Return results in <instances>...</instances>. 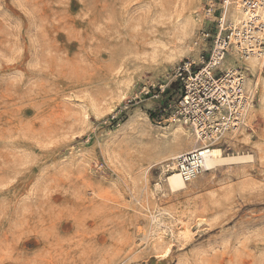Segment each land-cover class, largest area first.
<instances>
[{"label": "rangeland", "instance_id": "374dc122", "mask_svg": "<svg viewBox=\"0 0 264 264\" xmlns=\"http://www.w3.org/2000/svg\"><path fill=\"white\" fill-rule=\"evenodd\" d=\"M200 8L0 0V264H264V67L252 74L227 54L220 68L257 84L251 117L223 140L236 160L179 192L163 158L192 144H176L177 125L140 95L198 60ZM174 218L190 234L174 225L164 253L153 234Z\"/></svg>", "mask_w": 264, "mask_h": 264}, {"label": "built area", "instance_id": "2783aa9c", "mask_svg": "<svg viewBox=\"0 0 264 264\" xmlns=\"http://www.w3.org/2000/svg\"><path fill=\"white\" fill-rule=\"evenodd\" d=\"M199 29L193 47L201 51L198 60L185 58L173 69L170 81L144 86L140 95L160 102L158 114L168 121H180L191 129L200 144L174 159L175 171L188 183L201 175L213 147L227 134L237 132L254 104L247 89L245 69L222 70L227 54L239 60L264 55V0H200ZM238 7L243 19L235 21ZM241 15V16H242ZM178 82V94L168 93Z\"/></svg>", "mask_w": 264, "mask_h": 264}, {"label": "bare ground", "instance_id": "6f19581e", "mask_svg": "<svg viewBox=\"0 0 264 264\" xmlns=\"http://www.w3.org/2000/svg\"><path fill=\"white\" fill-rule=\"evenodd\" d=\"M233 12H234L233 18H234V20L236 22L241 20V19H243V15L241 14V12H239L238 7L234 8ZM176 31H177V33L175 35H176V37H178V39L180 38L179 37L180 35H181V38H182V36H185V34H186L185 28H180L179 30H176ZM232 54L236 57L235 59H237L238 61L246 62L245 63V67H246L248 72H251L252 74H254V72H256V71L257 72H262L263 67H264V55H262V56L254 55V56H251V57H249L247 59L239 60V57H238V55L236 53H232ZM224 60L222 61L221 65L224 63ZM230 68H234V67H230ZM230 68H227L225 70H228ZM246 82H247V85H246L247 89L251 88L252 92H253V89H255L257 84L251 85L252 84V83H250L251 80L250 79L247 80V77H246ZM262 90H263V92L260 93V99H261V101L264 102V82L262 83ZM248 117H251V115L249 114V111L246 113V115L244 117L243 126L240 129H242V128L247 126V118ZM171 123H175L177 125V127H178V130H179V132H178V134L176 136L177 139L176 138L174 139L176 144L177 143L179 145H181L182 143H188L189 144V142H191L190 143V144H192L191 149L188 148V150H193V149H196L198 147L197 144H200V142H199L198 138H196L195 134L191 131V129H189L188 126H186L185 124H183L180 121H173L172 120ZM185 128L189 129L191 134L190 133L188 134L187 133L188 131L185 130ZM227 135H229V134H227ZM231 140L232 139H229V141H231ZM226 143H227V141H224L222 144L226 145ZM222 144L221 145H217V146L212 148V150L210 152V155L205 160V163H204V166H203V171H204L203 173H205L207 171H213L214 169H216L219 166H224V165L230 163L231 161L236 160L235 157H230V156H226L225 155V150L223 149V145ZM184 150H181V151H184ZM181 151H179L177 149V150H174L173 152H168L165 155V157L163 158V159H166V160L167 159L171 160L170 164L167 163L168 165H165V167H164L165 171L164 172H166V174H167L166 179H165V181L167 183V186L169 187L170 191H172L173 193L174 192H179V191L185 189L189 184L194 183L199 177H201V175H203V174H201L198 177H195L193 180H191L188 183L182 181V179L179 177L178 173L175 171V166H174V159L177 157V154H179V152H181ZM248 158H251V157H248ZM252 158H253V156H252ZM241 160H242V158H241ZM143 207L146 208V206H143ZM151 216H152L151 218H152V221H153L152 223H156V225H159V226L162 224V221L156 215L152 214ZM197 224L200 225L201 221L198 222ZM181 225H182V227H181V230L179 231V233H181V234L187 233L188 234L189 233L188 232L189 231V227H188L189 225L188 224H187L188 226H186V224L183 225V222L180 219L174 218L173 222H171L170 224H166V229L164 228L165 230H162V228H161V232H158V233L156 232L155 234H153L154 241L153 240H151V241H153L154 245L156 247H158V248H161L162 246H165L164 247L165 248L164 253H167V251L170 249V245L169 244L166 245V243L164 245V243H163L164 242V240H163L164 236L163 235H164V233H167L166 231H169L170 233L173 234L174 227H178V226H181ZM158 229H159V227H158ZM189 234H188V236H189ZM178 235L180 237V234H178ZM181 236H183V235H181ZM186 238H187V236H186ZM152 245H153V243H152Z\"/></svg>", "mask_w": 264, "mask_h": 264}, {"label": "trees", "instance_id": "16d2710c", "mask_svg": "<svg viewBox=\"0 0 264 264\" xmlns=\"http://www.w3.org/2000/svg\"><path fill=\"white\" fill-rule=\"evenodd\" d=\"M175 84H176V83L172 84V85H171V88H173V87L175 86Z\"/></svg>", "mask_w": 264, "mask_h": 264}]
</instances>
